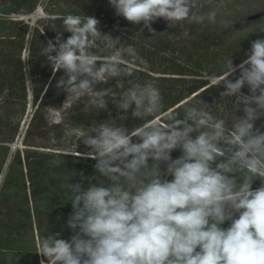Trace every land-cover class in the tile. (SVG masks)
Masks as SVG:
<instances>
[{
    "label": "clouds",
    "instance_id": "obj_1",
    "mask_svg": "<svg viewBox=\"0 0 264 264\" xmlns=\"http://www.w3.org/2000/svg\"><path fill=\"white\" fill-rule=\"evenodd\" d=\"M109 3L118 16L152 33L151 24L159 18L170 26L216 22L214 10L198 11L212 0ZM58 18L71 35L62 40L58 33L40 52L53 73L65 74L57 87L67 100L88 96L92 106L105 109L107 92L97 85L119 78L123 87L124 78L132 75L121 63V51L132 62H147L131 45L117 50L119 37L102 33L94 16ZM102 37L109 52L103 56L94 51ZM237 70L233 81L229 77ZM213 79L223 84V101L236 98L233 107L242 116L219 118L202 101L185 106L181 116L164 110L154 84L136 83L115 102L125 112L134 105L132 116L143 123L129 130L109 120L79 132L107 183L100 179L86 189L72 183L67 226L73 235L65 240L56 233L38 241L36 252L47 264H264V183L252 187L254 179L264 181V132L254 127L264 115V39L252 42L239 65L226 58ZM245 86L250 95L242 94ZM176 149L182 155L172 159ZM225 221H231L226 229L221 227Z\"/></svg>",
    "mask_w": 264,
    "mask_h": 264
},
{
    "label": "trees",
    "instance_id": "obj_2",
    "mask_svg": "<svg viewBox=\"0 0 264 264\" xmlns=\"http://www.w3.org/2000/svg\"><path fill=\"white\" fill-rule=\"evenodd\" d=\"M40 8L42 15L35 19ZM213 10L215 23L184 21L170 26L159 18L151 24L152 33L118 16L109 0H0V264H40L42 259L47 264V258L36 252L38 241L56 233L70 240L72 183L85 189L100 179L107 183L79 132L109 120L129 130L143 123L132 116L134 105L127 112L117 107L115 101L127 88L154 84L164 110L181 116L185 106L200 101L219 118L243 115L234 110L235 97L223 101V84L217 86L213 77L222 73L226 58L239 65L252 42L264 39V0H212L198 11ZM67 14L96 17L102 33L119 37L117 50L131 45L147 62H132L121 51V63L132 75L124 78L123 87L119 78L97 85V90L107 92L105 109L92 106L88 96L67 100V93L57 87L64 72L53 73L47 57L40 54L58 33L62 40L71 35L58 18ZM98 43L94 51L109 54L103 37ZM239 75L237 70L229 78L234 81ZM241 92L250 95L247 86ZM254 127L264 132V115ZM180 155V149L171 153L172 159ZM160 169L166 171V165ZM262 183L261 178L254 179L253 189ZM230 224L225 221L221 227Z\"/></svg>",
    "mask_w": 264,
    "mask_h": 264
},
{
    "label": "built area",
    "instance_id": "obj_3",
    "mask_svg": "<svg viewBox=\"0 0 264 264\" xmlns=\"http://www.w3.org/2000/svg\"><path fill=\"white\" fill-rule=\"evenodd\" d=\"M40 15H42V8H40V9L38 10V12H37L36 16H34V18L36 19L37 16H40Z\"/></svg>",
    "mask_w": 264,
    "mask_h": 264
}]
</instances>
